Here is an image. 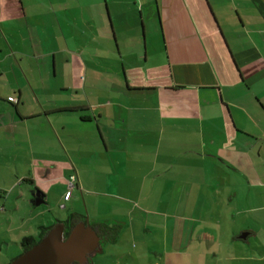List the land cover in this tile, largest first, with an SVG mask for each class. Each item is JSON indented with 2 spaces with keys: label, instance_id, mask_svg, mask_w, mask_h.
<instances>
[{
  "label": "crops",
  "instance_id": "crops-1",
  "mask_svg": "<svg viewBox=\"0 0 264 264\" xmlns=\"http://www.w3.org/2000/svg\"><path fill=\"white\" fill-rule=\"evenodd\" d=\"M107 184L183 190L185 254L264 264V0H0V210L47 218L13 240Z\"/></svg>",
  "mask_w": 264,
  "mask_h": 264
},
{
  "label": "rangeland",
  "instance_id": "rangeland-1",
  "mask_svg": "<svg viewBox=\"0 0 264 264\" xmlns=\"http://www.w3.org/2000/svg\"><path fill=\"white\" fill-rule=\"evenodd\" d=\"M154 46L153 49L155 48L157 57H161V59H163V57L165 58L166 48L164 44H162L160 40L157 41L156 38ZM108 178L110 179L111 176L107 177V182H109ZM124 188L107 184L106 187L100 186L94 190H84L82 192L76 190L72 193L71 198H66L59 205L56 204L54 206V210L56 211L53 210L54 213H58L60 216L58 218V216H56L57 214L53 215V219H61L60 217H62L61 221H65L73 207H76L75 210H78L82 215H86V217L91 215L90 222L92 224L97 223L99 219H105L107 220V225L112 226L115 221L124 220L126 223L125 225L121 223L115 224L125 227V232L120 234L118 242H107V264H116L115 261H119V264H206L207 260L214 261L212 256L200 253L199 240L194 241L198 245L195 249L197 252L192 255L185 254V252L190 251V249L192 250L194 246L192 245L188 250L185 249L190 239L186 238L185 234L182 232L183 229H181L183 224H189V221H186V218L183 216L189 214H185L184 212L185 208L182 200L183 190L176 194V206L166 207L160 205L158 207H148L144 203L136 202V198L134 197L132 202L124 199L122 195L130 196L134 194V190L129 191L127 187ZM155 192L156 195H160V189ZM166 193L167 192H165V194ZM83 197L85 200H83ZM44 207V205H40L38 208L43 209ZM156 209L164 210L166 214H159L155 211ZM188 209L190 210V208ZM26 211L27 209L22 207L20 213L18 215L16 213V219H12V222H10L8 218L9 213L0 210V264H8L25 251L24 248L15 242L17 240H13L14 236L17 235L15 228L19 226V224L25 222L24 224L26 227L29 226L31 228L30 230L36 231L37 225L42 221L45 222L47 219L43 220L35 217L31 219V217H26L25 219L23 218V222V220L20 219H22L23 213L26 214ZM148 211L152 212L149 213ZM49 219H52V217L49 216ZM54 223L56 224L57 222L54 221ZM132 224L135 226L136 232L139 234L140 238H147V236H149L148 238H155L157 242H153L152 244L145 243L143 240L141 244L138 243L137 251V249L133 247L136 245L134 238H137V236H133L135 234L131 231ZM196 227L199 228V225L197 224ZM167 231L170 234H172V231L176 233V241L171 245L167 244L166 241L165 234H167ZM20 239L22 240L23 237ZM132 253H135L134 258L136 261L129 260L128 262L127 259L132 256ZM104 255L105 253L99 254V256L105 260ZM224 264H238V262L224 260Z\"/></svg>",
  "mask_w": 264,
  "mask_h": 264
},
{
  "label": "water",
  "instance_id": "water-1",
  "mask_svg": "<svg viewBox=\"0 0 264 264\" xmlns=\"http://www.w3.org/2000/svg\"><path fill=\"white\" fill-rule=\"evenodd\" d=\"M66 224L56 223L42 240L8 264H73L83 262L99 242L96 230L87 222L73 225L65 236Z\"/></svg>",
  "mask_w": 264,
  "mask_h": 264
},
{
  "label": "flooded vegetation",
  "instance_id": "flooded-vegetation-1",
  "mask_svg": "<svg viewBox=\"0 0 264 264\" xmlns=\"http://www.w3.org/2000/svg\"><path fill=\"white\" fill-rule=\"evenodd\" d=\"M71 221L73 225H76L82 221L89 223L96 230L99 237V242L96 249L93 252L89 253L87 258L83 262L76 261L73 264H107V242H118V240L120 239V234L122 232H125V227L124 226L121 227L115 224L110 226L107 225V223L92 224L91 222H88V220L87 221L84 220L78 214H74ZM133 247H137V246L135 245ZM100 253H105L104 258L106 261L99 256ZM130 261H136V259H132V260L130 259ZM115 263L119 264L120 262L115 261Z\"/></svg>",
  "mask_w": 264,
  "mask_h": 264
},
{
  "label": "trees",
  "instance_id": "trees-1",
  "mask_svg": "<svg viewBox=\"0 0 264 264\" xmlns=\"http://www.w3.org/2000/svg\"><path fill=\"white\" fill-rule=\"evenodd\" d=\"M73 215H71L69 217V219L65 220L66 223V232H65V236H67L70 232V229L73 225L71 219H72ZM56 221L61 222V219H57ZM55 225V223L50 224L48 226H42L41 231L39 232L38 236H33V235H28L23 237L22 239V244L24 246V250H27L29 248H31L32 246H34L36 243H38L40 240H42V238L44 237V235L46 234V232L52 228Z\"/></svg>",
  "mask_w": 264,
  "mask_h": 264
},
{
  "label": "built area",
  "instance_id": "built-area-1",
  "mask_svg": "<svg viewBox=\"0 0 264 264\" xmlns=\"http://www.w3.org/2000/svg\"><path fill=\"white\" fill-rule=\"evenodd\" d=\"M11 98V97H10ZM70 195V193L68 194V196Z\"/></svg>",
  "mask_w": 264,
  "mask_h": 264
}]
</instances>
